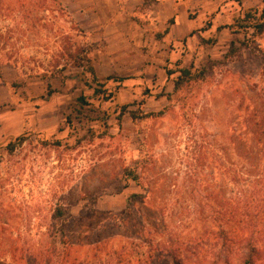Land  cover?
Here are the masks:
<instances>
[{
	"label": "rangeland",
	"instance_id": "obj_1",
	"mask_svg": "<svg viewBox=\"0 0 264 264\" xmlns=\"http://www.w3.org/2000/svg\"><path fill=\"white\" fill-rule=\"evenodd\" d=\"M148 1H0V264H138L154 239L215 262L219 204L264 165V33L230 53L224 30L210 59L200 42L264 0ZM88 53L100 79L125 80L122 103L155 115L60 133L90 94L74 66ZM189 64L206 78L174 94Z\"/></svg>",
	"mask_w": 264,
	"mask_h": 264
},
{
	"label": "trees",
	"instance_id": "obj_2",
	"mask_svg": "<svg viewBox=\"0 0 264 264\" xmlns=\"http://www.w3.org/2000/svg\"><path fill=\"white\" fill-rule=\"evenodd\" d=\"M144 2V5L149 3L148 0ZM224 30H228L234 39L230 53L240 52L243 49L236 48L237 42L242 47H247L246 40L248 39L245 37L243 40V34H249L253 38L264 33V1L261 11L255 10L247 12L244 16L239 15L230 25L218 27L213 38H202L200 46L204 48L207 59H210L209 53L216 45L219 33ZM169 32V29L165 31L166 34ZM74 66L83 70L80 81L90 94L88 96L82 94L67 103L65 119L59 127L60 133L70 131L71 136L73 134L78 137L83 130H92V124L106 128L108 121L115 115H119V121L126 115H129L132 120L148 119L155 115L145 114L142 111L139 113L131 111L129 105L122 103L120 92L126 89L125 80L115 76L100 79L90 53L77 58ZM176 73L179 75L173 79L174 94L182 91L190 83L203 81L206 78V67L189 64L170 72V75ZM57 93L58 91L49 87V97ZM166 97L170 99L171 95H166ZM75 120H79L81 126H75ZM26 139L25 134L10 138L5 142L7 143L6 150L14 152L15 147L24 143ZM261 162V165L255 166L256 169L258 168L257 172H244L247 178L242 180L243 187L238 188L235 197L229 201L224 199L219 204L220 210L217 214L220 216L221 223H224V228L215 235L216 248L218 247L217 253L213 256L215 262L191 261V257H195L193 248L187 250L189 254L188 252L185 254L184 245L177 239H169L166 242L154 239L150 244L149 254H145L144 260L139 259L138 264H146V259L152 260L155 264H161L160 262L163 264H264V165L263 161ZM127 176L138 185L141 184V178L135 170L129 169ZM134 198L138 199L141 196L135 195ZM60 216H63L62 212ZM227 218H230L233 224L230 228L229 222H226ZM141 225L145 226L143 216ZM53 238L55 242V236Z\"/></svg>",
	"mask_w": 264,
	"mask_h": 264
},
{
	"label": "crops",
	"instance_id": "obj_3",
	"mask_svg": "<svg viewBox=\"0 0 264 264\" xmlns=\"http://www.w3.org/2000/svg\"><path fill=\"white\" fill-rule=\"evenodd\" d=\"M30 104H32V103H30ZM20 135H22V134H19V135H11V136L9 135V136H7L6 138L4 137L5 139L3 138V139H4L3 142H6V141L9 140L10 138L18 137V136H20Z\"/></svg>",
	"mask_w": 264,
	"mask_h": 264
}]
</instances>
